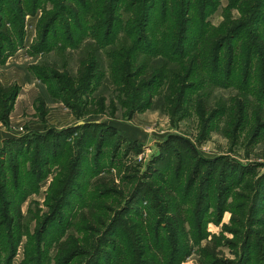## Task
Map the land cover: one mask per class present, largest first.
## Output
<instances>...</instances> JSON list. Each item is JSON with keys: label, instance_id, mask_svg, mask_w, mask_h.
I'll return each mask as SVG.
<instances>
[{"label": "rangeland", "instance_id": "obj_1", "mask_svg": "<svg viewBox=\"0 0 264 264\" xmlns=\"http://www.w3.org/2000/svg\"><path fill=\"white\" fill-rule=\"evenodd\" d=\"M94 1L103 2V0H90V2ZM203 1L195 0L196 5L189 14L193 21L196 16L198 17L199 7H203ZM30 2V0L24 1L25 9L28 12L25 14L23 42L29 39L28 42L31 43L29 45L20 44L11 53L16 57H24L22 62L26 64L25 69H28V75L32 73L36 78H41H39L41 84L36 81V86L39 85L41 88L35 89L36 86H34L36 95L29 97L33 99L38 97L40 93L41 97L38 100L42 104H40L39 109L43 106V109L48 111L51 106L50 102L58 99L53 91L62 85L68 87L72 85L77 97L73 98L71 94L70 96L64 95L76 108L73 111L68 107L73 113L75 121L83 123L87 120L98 119L108 123L116 121L121 124H131L136 127L138 131L136 135H140V138L130 140L131 137H127L131 135L129 132L119 130V138H113L110 142V148L106 149L108 152L101 158L103 165L111 161L112 164L103 166L97 175L93 172L92 165V158L96 149L94 146L89 149V153L83 158L85 176L78 179L77 184L74 185L79 191H77L79 201L81 198L86 200L87 204L83 208L81 202L76 203L74 200L73 203L68 202L67 205H64L65 202L63 201L58 206V199L61 194L55 191L57 182L54 179H57L59 175L60 177L64 175L59 166H47L45 169L46 176L41 183H20L18 186L16 183H7L8 194L3 197L7 199H15L17 196L24 197L23 200L19 199L17 202L22 214L21 231L24 233L17 246L12 264H24L29 255L32 254L31 251H36L34 244L39 241L38 233H41V222L46 215L51 214L57 207L58 210H61L58 215L59 218L67 216L71 210L75 213L87 210L89 203L93 204L90 197L94 196V191L97 193L98 187L106 182L112 184L111 190H109L112 196L108 200L93 199L96 205L106 206L105 226H97L102 232L100 234H78L83 243H88V246L81 245V247L88 249V253L78 254L71 261V264L97 262V257L89 256L92 251L90 236L92 235L93 239H96V237L106 235L109 226L114 223V225L117 224V217L122 216L123 221H130V223L143 222L144 225L152 222L155 218L158 222L161 221L160 223L166 229L167 217L169 216L163 211V206L151 207V205L159 204V201L152 196H157L155 189L158 186L161 188L167 185L164 183H172L178 169L179 172L181 169V177L178 181L181 186L186 185L190 178H195L197 183L193 189L195 196L189 202L190 206H186L187 209H195L197 213L204 212L207 205L201 194L206 195V191H208L209 198L213 202V206L207 211L200 225L203 233L202 238L196 241V237L193 235L194 229L188 224L187 234H185L183 241L190 246L191 252L184 256L180 264H203L201 261L203 256L200 255L199 248L207 246L215 237L222 238V244L218 248L220 261H237L245 241L253 232L262 228L260 215H264V124L263 128H258L261 123H264V100L262 98L260 100V95L256 97L253 93H248V88L252 91L260 90L263 87L262 81L258 82L264 68L263 59L257 57L253 50L259 49L252 47L251 44L255 43L252 37L254 38L255 32L258 30L263 40H259L257 43L262 48L264 25L249 24L244 29L245 31L239 34L231 44H227L221 52L223 57L224 54L227 55L225 60L222 58L219 71L224 76H226V68L229 63L228 56L231 50L234 55V62L231 67L233 73L231 80H229V87L214 86L208 82L204 87H201L200 84L196 85L198 77L193 76L188 80L189 83L183 82V94H180L178 90L175 91L176 93L172 92L170 85L172 76L169 70L171 71L175 65L168 62L165 57L158 56V54L148 55L146 60L151 66L149 76L162 74L161 84L154 89L152 105L129 116L131 100L134 99L138 103L147 98L128 92L124 93L110 83L112 57L109 49L105 51L96 47L95 41L79 40L75 48H72L61 41L50 39V49L37 51L35 45L40 38L39 32L44 16L49 12L51 15L57 13L60 7L55 6L50 0H40L39 6L34 12H31ZM251 2L253 4L255 1L252 0ZM65 3L67 7L71 8V2ZM162 3L163 0H156L151 12V30L156 31L158 36L160 30L167 27H161L163 19L166 18L163 15ZM239 7L242 9L239 2L234 5L233 0H213V5L206 10V20L213 28H220L228 22V19L237 22L243 21L250 15L248 10H245V13ZM128 9L131 10L129 3L124 0L121 9L115 14L123 26L126 25L125 22H128ZM100 10L102 11V5ZM92 11L89 13V18L93 19L92 17H94L96 19ZM169 13L171 12L168 11ZM162 15L163 17H161ZM27 22L32 23V26L27 28ZM134 26H136L135 23ZM123 29L125 28L116 27L114 29L116 37L118 36L122 42L126 39ZM231 45L232 49L230 48ZM123 47H126V44ZM188 47L191 48L189 45ZM156 48L160 53L162 52L159 46ZM89 54H93L94 59L99 63L98 77H101L96 79L89 92H86L87 82H83L82 72ZM99 54L102 55L100 60L97 57ZM143 58L144 56L139 57L141 61ZM249 58L251 60L250 65H248ZM31 66L35 71L31 72ZM247 68L250 69L248 73L246 72ZM38 72L40 75L37 76ZM55 75H58L57 79H53L56 77ZM167 76L171 77L166 78ZM43 77L46 82L42 80ZM69 79H72L71 84L68 82ZM246 89L247 93H245ZM58 100L65 105L63 99ZM47 103L50 106L47 107ZM102 107L106 109L105 113L101 112ZM24 111L25 115L30 117L35 113V109L30 107H26ZM67 113L69 112L67 111ZM214 115L216 116L212 118ZM79 118L82 119L79 120ZM26 126L24 132H26ZM52 126L50 124L48 128ZM78 137L79 134L77 136L75 134L69 140L71 143L70 153L73 152L69 158L70 162L76 161ZM118 140L120 145L116 149L115 143ZM187 142L190 143V147L187 146ZM9 149L13 150V147ZM33 156L32 153L27 156L30 158L29 160L24 158L20 161L22 171L31 166ZM199 156L202 158L200 159ZM199 183H210L211 188L209 185L208 187H201ZM184 190L181 189L180 193L176 191V194L181 197ZM197 195H199L198 198H196ZM136 202L139 206H134ZM223 203L226 206L224 210H221L220 204ZM0 205H3L2 201ZM241 211H244V216H242ZM50 226L46 238L43 233L41 260L44 264H57L59 250L56 244L62 234L60 232L62 225L58 223ZM164 229L162 233H164ZM117 230L120 229L117 228ZM71 231L72 227L59 241L63 240ZM112 239H114L113 236L108 243H111ZM165 243L167 244L166 241ZM105 250V252L102 250L100 254L107 251L112 253L113 262H109L111 259L107 253L106 257L100 260L98 264L116 263V252L108 246H105ZM171 251L169 249V252Z\"/></svg>", "mask_w": 264, "mask_h": 264}, {"label": "trees", "instance_id": "obj_2", "mask_svg": "<svg viewBox=\"0 0 264 264\" xmlns=\"http://www.w3.org/2000/svg\"><path fill=\"white\" fill-rule=\"evenodd\" d=\"M24 1L0 0V61H4L23 42L25 14L28 12L25 9ZM30 1V11L34 12L39 6L40 0ZM50 1L55 6L60 7V9L53 15L49 12L44 16L42 28L39 32L40 38L35 45L36 50L46 51L50 49V39L61 41L72 48H75L79 40L95 41L96 47L105 51L109 49L112 57L110 83L117 86L124 93L128 92L134 95L146 96L147 98L138 103L132 99L129 106V116L150 107L153 103L154 89L161 84L162 74L149 76L151 66L146 60L148 55L158 54V56L165 57L168 62L175 65L174 68H171V71L169 70L172 76L170 81L172 92L178 90L180 94H183V82L189 83L188 80L193 76L198 77L196 85L200 84L201 87H204L207 82L214 86L229 87V80H231L233 73L231 67L234 62V55L231 50L228 56L229 63L226 68V76H224L219 71L222 58L225 60L227 55L224 54L223 57L221 52L227 44H231L239 34H242L249 24L264 25V0H254L253 4L252 0H233L234 5L239 2V6L242 7V9L239 7L241 11L243 10L246 13L245 10H248L247 12L250 16L239 22L228 19V22L224 23L220 28L210 27L209 21L206 20V10L213 5V0L203 1V7H199L198 17L196 16V19L193 18L194 21L196 20L195 22L189 16L196 5L195 0H163V15L169 19H163L161 27H167L160 30L159 36L156 31L151 30V12L154 9L156 0H127L131 10H126L128 22L124 23L126 24L125 26L115 17V14L121 9L124 0H103L102 3L98 1L90 2V0ZM65 2H71V8L67 7ZM101 5L102 11L100 10ZM91 10H93L92 13L96 19L94 17H92L93 19L89 18ZM168 11L171 13L168 14ZM134 23L136 26H134ZM116 27L125 28L123 31L126 39L123 42L119 40L118 36L116 37L114 32ZM255 33L254 38L252 37L255 43H252L251 46L259 49L257 51L253 50V52L258 58L263 59L264 64V41H262L263 45L261 48L257 42L263 39H261L258 30ZM124 43L126 47H123ZM158 46L162 49L161 53L156 48ZM230 48L232 49V45ZM140 56H144L142 61L139 59ZM97 57L100 60L102 55L99 54ZM85 62L86 66L82 72V77L84 79L83 82H87L86 92H89L93 82L101 77H98L100 65L94 59L93 54H89ZM250 64L251 60L249 58L248 65ZM33 66H31L32 72L35 71ZM249 70L247 68L246 72L248 73ZM38 73L37 76L40 75V72ZM55 76L53 79L58 78V75ZM42 80L46 82L44 77ZM261 81L263 83L262 89L251 91L248 88V93H253L256 97L260 95V100H264V68L258 79V82ZM68 82L71 84L72 79H69ZM19 90L20 88L17 85L4 87L0 82V120L3 123H7L9 120V115ZM53 92L58 99H63L67 107L73 111L76 109L66 98L70 94L73 98L77 97L72 85L70 87L62 85ZM245 93H247V89ZM102 106L104 107V105ZM104 108L101 111L103 113L106 110ZM39 110L42 116L47 113L43 106ZM215 116H212V118ZM79 117L82 116L79 115ZM81 119L79 118V120ZM263 124L261 123L258 128H263ZM30 131L19 138L7 140L0 149V202H3V205H0V264H12L17 246L24 233L21 231L22 214L17 204L19 199L23 200L24 197L17 196L20 198L16 197L15 199L3 197L8 194L7 183H16L17 186L20 183H41L46 176L47 172L45 169L47 166L58 165L64 174L63 177L59 175L57 179H54L57 182L55 191L61 194L58 199V206L63 201L65 202L64 205H67L68 202L73 203L74 200L76 203L81 202V207L83 208L87 204L86 200L81 198L79 201L78 189L76 190L77 187H74L78 179H82L86 173L83 158L89 153V149L94 146L96 152L92 158V165L93 172L97 175L103 166L112 164L111 161L110 163L105 162L106 165H103L101 158L108 152L106 149L110 148V142L113 138L118 139L120 136L119 130L115 126L98 119L87 120L60 130L49 127L43 133ZM75 134L76 136L79 134L76 142V161L70 162L69 158L70 155H73V152L70 153L71 143L69 140ZM119 140L115 143L116 149L120 145ZM187 146L190 147L189 142H187ZM10 147H13V150L9 149ZM32 153L34 156L32 157L33 161L31 160V166L22 171L20 161ZM199 158L201 159L202 157L199 156ZM29 159L28 157L27 160ZM180 172L178 169L172 183H164L167 185L161 188L158 186L155 189L157 196H152V198H156L159 201V204L151 205V207L163 206V211L169 216L167 217L166 229L160 223L161 221L158 222L155 218H153L152 222L144 225L143 222L130 223V221H123L121 216L117 217L116 225L114 223L109 226L106 235L101 236L102 238L96 237V239H93L92 235L102 233L97 226H105L104 214L107 212L105 205H96L93 199L103 198L108 200L112 196L111 191H109L112 184L106 182L98 187L97 193L94 191V196L90 197L93 204L91 205L90 202L87 210L79 211L78 213L71 210L67 216L59 218L58 215L61 210H58L57 207L51 214L46 215L41 222V233H38L40 236L38 237L39 241L34 244L36 251H31L32 254L29 255L27 262L25 261L24 264H44L41 260L43 255L41 251L43 233L46 238L49 226L58 223L62 225L60 239L71 227L72 231L63 240H57L58 243L56 245L59 250L57 264H71V261L78 254L88 253L86 247H81L82 244L88 246V243H83L78 234H92L90 236L92 251L89 256L97 257L98 260L90 264H98L100 260L106 257L107 253H109V259H111L109 262H113L112 253L107 251L100 254L102 250L106 251L105 246L116 252V263L109 264H180L184 256L191 252L190 246L183 241L185 234H187L188 224L194 229L193 235L196 237V241L202 238L203 233L200 225L207 211L213 206L209 193L206 191V195L201 194L207 205L204 212L200 211L197 213L195 209L186 208V206H190L189 202L195 196L193 189L197 183L195 178H190L186 185L181 186L178 183L181 177ZM97 180L99 181L100 179L98 178ZM199 184L201 187H208L209 185V188H211L210 183ZM181 189L185 190L180 197L176 194V191L180 193ZM224 204H220L221 210H224L226 206ZM134 206H139V204L136 202ZM241 212L242 216H244V211ZM260 216L262 221L260 226L262 228L257 232H253L248 240L245 241L237 261H220L218 248L222 244V238L215 237L207 246L199 248V253L203 256L202 263L264 264V215L261 214ZM117 228L120 230H117ZM163 229L167 232L164 231L162 233ZM112 236L114 239H112L111 243H108ZM169 249L172 251L169 252Z\"/></svg>", "mask_w": 264, "mask_h": 264}, {"label": "crops", "instance_id": "obj_3", "mask_svg": "<svg viewBox=\"0 0 264 264\" xmlns=\"http://www.w3.org/2000/svg\"><path fill=\"white\" fill-rule=\"evenodd\" d=\"M28 41L30 40L26 39L22 42V44L25 43V45H29L31 42ZM22 58L24 57H16L15 55L10 54L4 61H0L1 84L4 87L17 85L20 88L17 98L15 99L14 106L10 112L8 122L3 123L0 120V149L4 146L7 140L19 138L30 130L43 133L48 126H50V124L53 125L52 127L60 130L81 123L80 121H75L73 113H71L67 106L59 102L58 99L52 100L50 102L51 106L47 103V107L50 106V109L44 116H42V113L39 110L42 102L38 100L41 97L40 93L38 97H34L33 99L29 97L30 95H36L33 87L37 85L36 81L38 84H41V80L36 78L32 73H30L32 76L28 75V69H25L26 64L22 62ZM38 87L39 85L36 86L35 89L41 88ZM26 107L34 108V115L31 117L25 115L24 109ZM67 111L69 113H67ZM109 124H112L118 130L129 132L131 135H128L127 137H131L130 140L140 138V135H136L138 134L136 127L131 124H121L116 121L110 122ZM25 125H27L26 132H24ZM55 167H58V165H55Z\"/></svg>", "mask_w": 264, "mask_h": 264}, {"label": "built area", "instance_id": "obj_4", "mask_svg": "<svg viewBox=\"0 0 264 264\" xmlns=\"http://www.w3.org/2000/svg\"><path fill=\"white\" fill-rule=\"evenodd\" d=\"M29 26H32V23L27 22V28H28Z\"/></svg>", "mask_w": 264, "mask_h": 264}]
</instances>
